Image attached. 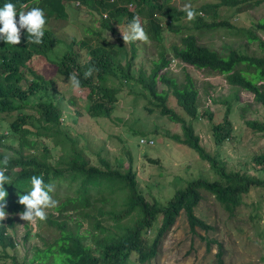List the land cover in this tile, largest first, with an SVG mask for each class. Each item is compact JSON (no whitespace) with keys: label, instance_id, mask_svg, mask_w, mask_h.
Returning a JSON list of instances; mask_svg holds the SVG:
<instances>
[{"label":"rangeland","instance_id":"rangeland-1","mask_svg":"<svg viewBox=\"0 0 264 264\" xmlns=\"http://www.w3.org/2000/svg\"><path fill=\"white\" fill-rule=\"evenodd\" d=\"M39 1L42 2L41 9L46 18L45 30L55 34L59 43L52 51L30 58L29 66L34 74L27 67L21 68L23 89L28 90L34 83L38 86L34 94H28L24 99L27 102L23 104L25 112L32 118L29 119L30 123L22 124L23 127L30 124L41 126L42 122L37 124L39 104L53 103L58 108L65 130L77 139L74 147L84 150L82 152L92 158L94 163L97 152L101 151L115 167L123 164L124 168H128L131 165L136 172L140 190L150 202L157 200L166 203L177 189L186 187L197 178L219 181L209 163L201 160L194 150L167 137L170 134H182L181 125L162 115L159 101L152 98L137 81L142 78L141 75L148 79L153 62L163 53L172 59L165 70L168 76L175 78L181 87L186 86V78L190 76L199 92L198 117L193 120L178 105L171 88L157 80V92L168 95V107L193 125L202 146L223 162L228 172H239L264 180V164L257 161L264 155V134L255 132L247 125L250 121H262L264 108L255 102L253 94L230 85L226 75L196 69L172 56L173 47H181V40L186 35H194L200 44L222 53L232 47L243 54L263 55L257 43L249 42V37L253 34L264 40V32L257 28L259 22H264V1L241 0L237 6L215 8L219 0H153L178 11L185 4L192 5L197 13L194 20L188 21L185 14L177 20L172 19L174 22L168 19L166 12L155 14V19L152 18L147 7L133 1L132 13L140 18L149 40L129 43L123 41L119 28L126 29L131 21H127V15H118L117 7L97 0H86V3L81 0ZM117 1L120 4V0ZM106 5L111 10L108 19L101 14V8ZM213 22H228L230 27H210ZM151 25L154 29H151ZM155 30L160 32L159 38H156ZM2 43L0 40V47ZM82 44L112 50L115 74L108 76L105 82L98 81L99 71L88 78L78 76L80 88L73 89L68 80L70 73H66L67 67L62 66V63H66L65 56L68 53H73L72 58L75 57L81 63L88 62L89 53ZM69 46L72 47L71 52ZM98 62L102 63V58ZM123 70H129L132 77L125 76ZM100 87L112 90V106L109 105L106 111L90 112L89 96L92 91L99 92ZM98 94L94 92L95 97ZM229 105L233 131L229 139L218 143L213 125L223 122ZM15 118L16 113L0 115V135L5 133L11 138L4 140L6 146L18 145L17 139L12 138L11 134V122ZM143 140H152L154 144L144 145ZM46 144L49 145L53 161L65 153L64 146L57 140L44 139L40 147ZM54 185L55 191L51 195L59 203L67 195L69 181L56 182ZM112 197L122 200L119 192ZM96 209L70 211L57 218L58 214L52 208L47 210V214L51 212L53 216H49L52 219L65 220L69 227L72 225L76 228L80 224L83 231L100 234L99 230L90 226V222L99 221L105 227H109L111 222H108L109 217L100 216ZM195 215L209 224L212 230L205 232L197 229L195 233L191 232L187 217L182 212L175 225L160 239L157 256L143 264H264V187H253L243 195L234 214L228 213L214 195L202 191ZM7 219L10 221L6 223ZM4 226L7 233L19 243L16 248L6 251L0 246V264H12V258L21 262L26 256H31L30 249L44 247L41 238L52 241L58 235L53 226L39 221L33 225L21 220L19 213L9 214ZM36 233L39 235L36 236ZM154 235L152 232L148 236L153 238ZM208 241L211 242L209 249ZM219 244L222 245L221 259L218 258Z\"/></svg>","mask_w":264,"mask_h":264},{"label":"trees","instance_id":"trees-1","mask_svg":"<svg viewBox=\"0 0 264 264\" xmlns=\"http://www.w3.org/2000/svg\"><path fill=\"white\" fill-rule=\"evenodd\" d=\"M81 1L87 2L86 0ZM81 1L78 2L81 4ZM97 1L117 7V14L127 15L128 22L137 17L126 7L133 1H138L147 7L149 16L152 18L155 14L166 12L168 19L173 21L186 14L173 7H167L164 3H155L153 0H120V4L117 0ZM8 2L13 3L18 10L22 5L26 6L24 10H30L31 7H43L39 0H0V7ZM241 2V0H219L214 7L237 6ZM107 5L101 8V12L104 10L109 12L110 9L107 8ZM18 18L17 15L16 19L18 20ZM170 26L172 27L173 24ZM209 26L224 28L230 27V24L228 22H213ZM257 28L264 32V22H259ZM151 29H154L152 25ZM155 35L156 38H159L160 32L155 30ZM21 41L24 43L19 45L6 44L3 41L0 47V115L16 113V118L11 122L13 127L11 134L12 138L14 137L18 141L16 147L6 146L4 140L11 138H8L9 136H6L5 133L0 135L3 138H0V160L5 154L10 156L5 172V175L11 179L10 185H5L8 193L6 212L9 215L25 210V206L18 203V195L27 194L26 192L31 187L30 178L36 175L42 176L45 184L69 181L66 197L62 198L55 207L57 218L67 215L70 211L78 212L97 207L96 211L99 215L109 217L108 222L111 224L109 227H105L101 226L99 221L90 222V226L94 230L101 232L100 234L91 233L83 231L80 224L73 228L72 225L69 227L65 220L52 219L50 216L53 215L50 212L45 221L39 222L53 226L54 230L58 231L57 237L52 241L41 238L44 247L35 246L30 249L31 256H26L21 262L12 258V264H131L132 259H134L133 264L148 263L157 256L160 239L175 225L182 212L187 217L191 232L195 233L197 229L205 232L212 230L209 224L195 215V208L202 199V191L214 195L228 213L234 214L243 195L253 187H264V180L251 178L239 172H228L225 164L202 146L201 139L195 133L193 125L187 123L182 116L168 107V95L164 92H157V80L171 88V93L176 98L178 105L193 120L198 117L199 92L190 76H187L184 87L179 86L175 78L168 76L165 70L169 67L172 59L163 53L160 54L157 61L153 62V69L148 79L141 75L142 78L137 81L152 98L159 101L161 114L181 125L182 134H170L167 137L194 150L201 160L209 163L211 169L218 175L219 181L197 178L190 181L186 187L177 189L174 196L166 203L157 200L150 202L140 190L136 172L133 171L131 165L128 168H124L123 164H120V167H115L109 159L102 155L101 151L97 152L96 163H94L92 158L82 152L84 150H77L74 147L77 139L65 130L58 108L53 103L39 104L40 112L37 124L42 122V127L35 124L23 127L22 124L30 123L29 119L32 118L25 112L23 104L27 102L24 99L28 94H34L38 90V86L34 83V86L28 90L23 89L21 68L27 67L32 72L29 66L30 58L33 55L52 51L59 40L55 34L45 30L43 42L35 44L30 42L26 30H21ZM249 42L257 43L263 55L243 54L232 47L222 53L200 44L196 36L186 35L181 40V47H173L172 56L173 59L176 58L185 65L196 69L210 70L226 75L230 85L253 94L255 102L264 108V40L252 34L249 37ZM132 45L134 44L132 43ZM82 47L88 51L89 61L81 63L75 57L72 58L73 53H68L65 56L67 64L62 63V66L67 67L66 73L75 71L78 76H83L89 67H94L95 71H99L98 81L103 82L107 80L108 76L115 74L112 50L91 47L86 44H82ZM69 51H72L71 46H69ZM100 58H102V63L98 62ZM123 73L128 78L132 77L129 70H123ZM160 73L163 74L160 75ZM36 77L41 79L37 74ZM81 84L87 86L84 83ZM98 89L99 92L92 91L93 94L91 93L89 96V103H91L88 109L90 112L106 111L109 109V105L112 106L114 99L112 90L104 87ZM94 92L99 93L97 97L94 96ZM230 107V105L227 107L223 122L213 125V133L218 143H223L231 137L233 127L229 118ZM6 116L10 115L2 117ZM209 116L212 117V115ZM42 118L44 119L41 120ZM209 120L212 121L210 118ZM247 125L255 132L264 134V118L262 121L247 122ZM44 139L59 141L64 146L65 153L53 161L49 145L40 147ZM257 161L264 164V155L257 158ZM70 191L72 194H69ZM116 192L122 194V200L112 197ZM85 216L89 217L88 214ZM8 221L10 219H7L6 223ZM110 228L111 230H109ZM152 232L155 235L153 238H149L148 235ZM18 243L16 238H12L7 233L4 221H0V246L4 251L16 248ZM210 245L211 242L208 241V249ZM222 255V245L219 244L218 258L221 259Z\"/></svg>","mask_w":264,"mask_h":264},{"label":"clouds","instance_id":"clouds-1","mask_svg":"<svg viewBox=\"0 0 264 264\" xmlns=\"http://www.w3.org/2000/svg\"><path fill=\"white\" fill-rule=\"evenodd\" d=\"M129 5L130 4L126 6L128 11L133 12L134 10L131 11L129 9ZM25 7V5H22L18 10L16 6L10 2L0 7V40L5 41L6 44L19 45L21 43V30H26L30 42L35 44L43 42L46 25L43 9L32 7L30 10L26 11L24 10ZM119 7L121 6L119 5ZM180 10L186 13L188 21H192L196 18L197 13L191 4L183 5ZM101 14L105 19L109 18L108 11L104 10ZM17 15L19 17L18 20L16 19ZM119 31L125 43L135 41L148 42L149 40L138 16L134 17L132 21L127 24L126 29L121 30L119 28ZM94 71V67H89L85 71L84 77H90ZM68 80L73 89L80 88V79L77 73H70ZM9 161L10 156L7 154L0 160V165H2V167H0V221H4L8 217V213L6 212V197L8 193L5 189V185H10L11 179L5 175V172L7 171ZM30 184L31 187L30 190L26 192L27 194L18 195V203L25 206V210L19 213V217L21 220L35 225L37 221H45L47 219V210L55 208L58 201L50 195L55 191V185L51 183L45 184L42 176L33 175L30 178Z\"/></svg>","mask_w":264,"mask_h":264},{"label":"built area","instance_id":"built-area-1","mask_svg":"<svg viewBox=\"0 0 264 264\" xmlns=\"http://www.w3.org/2000/svg\"><path fill=\"white\" fill-rule=\"evenodd\" d=\"M129 9L132 11L133 10V6L132 4L129 5ZM144 144H148V145H153V141H147V140H143Z\"/></svg>","mask_w":264,"mask_h":264}]
</instances>
